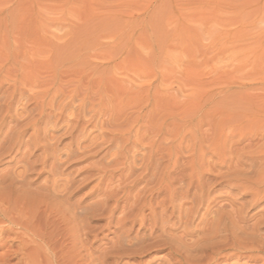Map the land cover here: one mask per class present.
Wrapping results in <instances>:
<instances>
[{
	"label": "rangeland",
	"instance_id": "1",
	"mask_svg": "<svg viewBox=\"0 0 264 264\" xmlns=\"http://www.w3.org/2000/svg\"><path fill=\"white\" fill-rule=\"evenodd\" d=\"M118 117L129 126L118 129ZM36 118L49 127L42 144L56 145L62 159L79 134L70 137L72 121L85 125V137L102 146L90 160L72 159L63 170L101 161L98 166L114 174L111 188L121 173L129 183L147 168L165 172L173 142L172 169L194 175L192 185L180 177L175 184L177 193L181 188L197 202L188 200L184 209L205 198L195 225L206 211L213 220L224 208H237L249 218L245 226L254 225L264 216V201L242 204L252 200L249 184L264 183V0H0V176L26 177L32 191L53 175L39 173L42 149L33 146L32 128L23 127ZM96 183L75 191L70 204L92 212L102 200L90 195ZM93 212L87 224L98 235L94 259L116 264L104 255L117 227L109 230L107 218ZM139 233L136 225L131 236ZM167 253L125 257L121 264H168Z\"/></svg>",
	"mask_w": 264,
	"mask_h": 264
},
{
	"label": "bare ground",
	"instance_id": "2",
	"mask_svg": "<svg viewBox=\"0 0 264 264\" xmlns=\"http://www.w3.org/2000/svg\"><path fill=\"white\" fill-rule=\"evenodd\" d=\"M42 120L44 119L42 118ZM121 121L120 117L115 120L118 129L121 125L128 127L130 124L129 120ZM73 122L76 121L69 122V124L71 123L69 127L72 136L70 134L67 136L74 137L75 134H79L76 139L73 138L75 142L71 138V146L67 145L71 149L68 148L69 151L64 152L67 154L65 159L59 158L61 156H59L60 149L56 145L42 144L50 134L47 125L37 118L29 119L24 123L25 130L32 128L34 132L32 135L33 146L42 149H40L42 154L39 156L42 163L39 173L49 170L53 175L51 180L49 178L47 186L38 187L34 191L30 189L31 183L26 177L11 174L0 176V249L4 250L0 254V264H10L11 259L18 255H21L22 259L17 264H97L94 259L93 243L97 240L98 235L87 224L92 220L94 210L98 211V216L105 217L102 220L107 218L106 227L109 230L114 225L117 227L114 230L117 240L110 251L104 255L105 259L113 257L116 264H121L125 257L137 261V259L151 256L157 251L168 252L167 256L171 258L168 264H221L223 261L225 264H240L243 260H246L245 264H264V236L259 234V230L264 227V216H260L255 224L251 222L254 225L245 226L249 218L242 217L244 215H241V211L237 208L224 211V208L216 212L218 216L213 220L206 218L205 214L208 213L206 211L207 213H204L203 217L201 216L202 219L195 225L198 220L196 217L200 214L199 208H201L198 206L202 205L203 209L205 198L203 196L198 200L199 204L196 208H193L195 207L194 203L192 209H184L185 202L190 201L187 196L189 192H185L186 194L183 195L185 190L180 188L182 193L179 194V191L177 193L176 189L178 188H175V184L180 180H178L180 177L183 182L188 179L192 185L194 175L188 176L172 169V141V143L169 142L171 144L167 147L165 155L168 160L167 169L162 174L153 173L151 169L147 168L135 180L127 183L128 179L124 173H121L120 184L115 188H111L114 174L108 168L99 167L101 161L91 162L89 166L80 171L76 169L65 174L66 171L63 170V167L69 161L75 158L88 161L102 146L89 140V135L86 138L88 129L83 128L85 125L80 121L75 124ZM70 129L68 128V130ZM112 132L110 131V133ZM125 132L126 130H121L119 137H123ZM57 138L59 139V137ZM117 138V136L113 137L110 142ZM88 141L91 142L86 145L85 143ZM27 167L33 169L35 166L33 163H28ZM202 176L200 173L197 174L199 189H203L202 179L204 176ZM259 177H257L258 181L261 178ZM96 181L90 195L101 197L102 200L97 201V206L93 205L92 212L86 210L80 212V209L78 211L74 207L75 205L70 204V196L79 188ZM255 182L251 183L254 185L252 189L249 188L251 184L247 186L244 183L249 189H247L246 195L252 198L251 202L242 204L245 208L247 206L255 207L264 201V183ZM77 184L79 185L76 186ZM180 186L183 187V184ZM191 198V201L196 202L193 197ZM109 203L112 205L109 206ZM210 206L208 207L210 208ZM119 211L120 217H117L116 213ZM177 213H180L179 218L183 214L185 219L176 218ZM104 222L106 223V221ZM201 224H204L203 228H200ZM136 225H139L140 231L143 233L132 237V231ZM178 227H183L180 237H176L173 233ZM198 232L197 241L187 244L185 239L190 237V240L191 236ZM16 244H18L17 248Z\"/></svg>",
	"mask_w": 264,
	"mask_h": 264
}]
</instances>
